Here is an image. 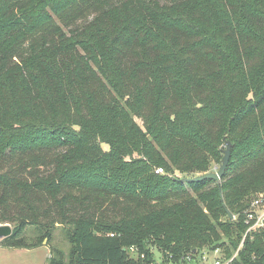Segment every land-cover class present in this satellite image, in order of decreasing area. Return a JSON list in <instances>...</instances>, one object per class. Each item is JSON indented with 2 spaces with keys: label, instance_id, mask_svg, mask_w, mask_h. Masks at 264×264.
<instances>
[{
  "label": "trees",
  "instance_id": "obj_1",
  "mask_svg": "<svg viewBox=\"0 0 264 264\" xmlns=\"http://www.w3.org/2000/svg\"><path fill=\"white\" fill-rule=\"evenodd\" d=\"M227 141L219 181L183 182ZM258 193L264 0H0L2 247L60 227L49 264H130V246L230 261ZM230 264H264V233Z\"/></svg>",
  "mask_w": 264,
  "mask_h": 264
},
{
  "label": "built area",
  "instance_id": "obj_2",
  "mask_svg": "<svg viewBox=\"0 0 264 264\" xmlns=\"http://www.w3.org/2000/svg\"><path fill=\"white\" fill-rule=\"evenodd\" d=\"M156 173L163 174L164 171L163 169L158 168ZM235 219L236 217H233V220ZM245 223L247 225V230L243 236L239 249L230 261H224L219 250L213 252V261H209L210 259L207 256V251L196 254L195 256L188 255L182 257L178 261L172 260L171 254L164 252L155 246H148L145 249H142L139 246H130L125 248V251L130 264H230V262L238 255V251L243 247L247 237L252 236L255 231L264 233V194H259L252 201L250 208L245 213ZM81 264L91 263L82 262Z\"/></svg>",
  "mask_w": 264,
  "mask_h": 264
},
{
  "label": "rangeland",
  "instance_id": "obj_3",
  "mask_svg": "<svg viewBox=\"0 0 264 264\" xmlns=\"http://www.w3.org/2000/svg\"><path fill=\"white\" fill-rule=\"evenodd\" d=\"M162 2H170L171 0H160ZM140 125L142 122L138 121ZM106 148V147H105ZM224 156V155H223ZM222 163V162H221ZM220 165L214 164L210 169V173H216L219 170ZM177 176H180L177 174ZM259 194V193H258ZM257 194V195H258ZM256 195V196H257ZM29 235L35 234L32 231L28 232ZM55 248L62 249L65 252H68L70 248L69 242L65 239L62 229L58 227L54 234V239L50 244L48 241H44V244L35 249H26V248H11L7 249L2 247L0 241V264H49V259L52 254V250ZM209 261L214 260V254L208 253Z\"/></svg>",
  "mask_w": 264,
  "mask_h": 264
},
{
  "label": "water",
  "instance_id": "obj_4",
  "mask_svg": "<svg viewBox=\"0 0 264 264\" xmlns=\"http://www.w3.org/2000/svg\"><path fill=\"white\" fill-rule=\"evenodd\" d=\"M231 148H232V144L230 141H227V146L226 149L223 151L224 156L222 159V164L218 170V172L216 173H208L204 176H197L195 178H186L183 180L184 183H191V182H199L205 179H213L216 181H219L225 174L227 167L229 165L230 162V158H231ZM229 217L231 219H233V215L231 213H229ZM13 234V228L11 225L9 224H5V225H1L0 224V241L10 237ZM47 240H45L46 242Z\"/></svg>",
  "mask_w": 264,
  "mask_h": 264
}]
</instances>
